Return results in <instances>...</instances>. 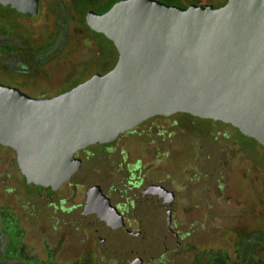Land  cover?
<instances>
[{
    "label": "flooded vegetation",
    "instance_id": "flooded-vegetation-1",
    "mask_svg": "<svg viewBox=\"0 0 264 264\" xmlns=\"http://www.w3.org/2000/svg\"><path fill=\"white\" fill-rule=\"evenodd\" d=\"M118 1L50 0L46 8L52 9L54 29L46 34L28 30L16 22L20 17L13 18L0 12V76L27 85L38 74L48 73V68L74 61L72 56L74 58L81 46L78 39L83 37L90 48L94 43L97 47L88 61L91 66L86 68L90 76L86 79L96 73L108 72L117 61L109 68L105 66L115 59L118 50L105 34L90 27L87 15L90 11L105 13ZM159 1L184 8L193 4L205 6L195 0ZM227 2L224 0L213 7ZM0 5L21 17L34 19L40 15L41 7L44 8V0H40L37 16ZM97 34L103 37V43L108 39L114 47H104ZM177 114L152 117L128 132L142 137L146 131L144 124L152 120L168 121L170 126L179 127L181 124L175 125L179 122ZM190 125L192 128L188 133L181 136L191 139L192 150L205 168L209 160L207 155H200L202 142L198 135L201 129L194 123ZM235 128L238 134L230 130L208 131L214 141L215 137L226 134L225 138L219 139L220 155L215 171L193 172L189 161L184 169L186 178L177 177L169 168L163 172L164 160L160 155L170 161L166 154L169 155L171 149L173 130L168 135H171L169 141L165 138L158 141L167 149L153 156L158 163L152 172L155 178L146 173L143 158L127 162L128 157L122 150L114 170L117 176L112 172L106 178L109 182L102 183L98 191L94 186L99 184H90L80 176L83 163L94 156L90 150L92 145L83 148L74 153L81 160L80 168L49 197V203L41 207H36L32 195L22 189L21 180L28 188H35L20 170L17 151L0 143L3 146L0 164L7 165L1 175L11 177L13 174L8 170L18 168L16 173L21 176V179L18 176L12 179L11 184L0 180V189L5 190L2 198L0 195V264H264V219L251 221L242 214L235 182L236 198L228 193L230 181L236 180L239 169L245 170L242 177L248 182L253 183L255 178L264 180V167L254 168L251 155L258 152L264 158V145ZM239 134L254 140L256 147L247 146ZM249 169L257 170L258 175L251 177ZM192 179L206 180L190 187ZM260 196L264 205V185ZM196 197H199L198 201ZM228 205L235 207V212H216L219 207ZM229 216L234 219L232 226L226 225ZM204 228L207 232H202ZM228 229L235 234L225 239L223 233ZM228 242L231 248L227 247Z\"/></svg>",
    "mask_w": 264,
    "mask_h": 264
},
{
    "label": "water",
    "instance_id": "water-1",
    "mask_svg": "<svg viewBox=\"0 0 264 264\" xmlns=\"http://www.w3.org/2000/svg\"><path fill=\"white\" fill-rule=\"evenodd\" d=\"M0 3L39 13L40 0ZM87 21L118 50L111 70L48 97L0 82V143L17 151L33 188L62 158L72 166L56 191L81 166L75 152L112 144L155 116L223 121L264 145V0L188 8L120 0Z\"/></svg>",
    "mask_w": 264,
    "mask_h": 264
},
{
    "label": "rangeland",
    "instance_id": "rangeland-1",
    "mask_svg": "<svg viewBox=\"0 0 264 264\" xmlns=\"http://www.w3.org/2000/svg\"><path fill=\"white\" fill-rule=\"evenodd\" d=\"M198 3L213 7L214 5L221 4L224 0H216V2H211L210 0H195ZM50 3V0H44V8L41 7L40 15L37 18L34 19H28L21 17L16 12H13L9 10L6 7H3L0 5V12L8 14V16L11 17H17L19 19L16 20V22L25 27L28 30H34L38 34H46L48 32L53 31L54 24L52 19V9L50 7L46 8L47 5ZM26 17V16H25ZM85 29V28H84ZM78 31V30H77ZM80 41V47L78 48L77 54L72 56V59L74 61L68 60V62H63L62 65L57 66L56 68L52 66L51 68H48V73L46 74H38L34 77L33 82H29L27 85H24L23 83L19 82V80L16 79H9L8 77L0 76V82L8 84V85H14L19 87L21 90L25 91L31 96L34 97H45V96H54L56 94L62 93L64 91H67L74 87L75 85L83 82L88 75L90 74L87 70V68H90L89 60L92 58L91 55H94V51L97 49L95 43L92 48H90L88 44V40L86 38L78 39ZM106 47V45H105ZM115 60H112L109 62L105 68H109L114 64ZM88 65H87V64ZM53 64H55L53 62ZM87 65V66H86ZM87 67V68H86ZM90 76V75H89ZM159 119V118H158ZM176 119L179 120V122H175V125L181 124V126H170L168 124V121H162V120H152L148 121L144 124V128H146V131L142 133V137L135 136V134H130L128 131H124L119 137L118 140L112 144L109 145H92L90 150L94 152V156L91 160L84 162L82 166V171L80 173V176L84 178L87 182L90 184L97 183L98 186L95 185V191H98L99 188L103 186L102 183H108L109 180L106 178H109V175L113 172L115 177L117 176V173L114 172L115 166L118 163V159H121V151H124V154L127 155V162L133 161L138 157H141L146 162L145 164V171L147 174H150L153 178L156 177L155 174H152V172L155 170L154 166H158V163L155 159H153V156H155V153L158 151L164 152L166 151L165 144L158 142L159 140H162L165 138L166 141L170 140V136L172 135V145L171 149L169 150V155L166 154V156L170 157V161H167L166 158L162 157L160 155V158L164 160L162 163V171L164 172L167 168H169L171 171H173L177 177L183 179L186 178L184 169L187 166L188 162L191 161L192 164V171H200L201 173L205 171H215L217 167L218 162V156L220 155L219 151V139L225 138L226 134H223L222 136L216 138L215 141L214 138H210L208 136V131L211 130V133L213 130H222L224 132L232 131L233 133H239L236 128L230 124L225 123L222 121H214V120H201L197 119L196 117L192 115L187 114H177ZM190 123H194L199 126L201 129V134L198 135L199 139L202 142L201 148H200V155H207L208 156V164L204 168L203 165L199 164V161L197 160V155L192 150V142L191 139L187 136H181L188 133L189 129L192 128ZM174 132L170 135L169 133L171 131ZM164 135H161V134ZM213 135V134H212ZM169 137V138H168ZM240 140L245 142V144L249 147H256V142L250 138L242 137L240 134L238 135ZM165 141V142H166ZM153 142V143H152ZM2 145H0V149H2ZM180 147L178 150L177 148ZM114 154L113 155V152ZM252 153V152H251ZM253 156L255 167L259 168L264 167V158L261 157L258 152L251 154ZM119 156V157H118ZM145 156V157H144ZM198 161V162H197ZM126 165V164H124ZM6 164L1 162L0 164V180H3L7 182L8 184H11L14 182L12 179L17 178V176L20 173H16L18 168L9 169L8 172L11 175V177H8L7 174L1 175V172L3 168H6ZM72 165L68 161H64L62 158L58 159L54 162V164L47 170L45 174V179L43 184L39 189H30L25 184L26 182L24 180H21L23 182L22 189H24L26 192H29L32 195L33 203L36 204V207H41L49 203V197L54 195L55 189L60 181L64 179V175L66 173L67 167H71ZM253 168V167H252ZM244 169L237 170V178L236 180H232L231 185L228 188V193L232 194L236 198V191L233 190V183H236L237 186V197L239 198L238 201L241 202V212L242 214L247 217L249 220L254 221L257 220L261 221L264 219V205L261 201L260 196V189L262 185H264V180L260 181L259 178H255L252 182H248L244 177H242V174L244 173ZM257 171V170H255ZM254 169H249V175L251 177H256L258 174L255 173ZM21 172V171H20ZM199 173V172H198ZM203 175V174H202ZM80 176H77L76 178L80 179ZM19 177V176H18ZM21 177V176H20ZM19 177V178H20ZM21 179V178H20ZM187 180V179H185ZM205 181L206 179L198 180L200 182ZM75 181V179L73 180ZM197 180H191L189 182L190 187L196 186L198 183ZM102 184V186H101ZM5 190L0 189V195L1 198L4 194ZM196 201L199 200V197L195 198ZM237 200V199H236ZM47 202V203H46ZM213 202L217 204V201L213 198ZM228 204H231L230 202ZM33 205V206H34ZM35 207V206H34ZM228 212H235V207L232 205L228 206H221L216 212L225 211ZM234 220V219H233ZM231 219V217H227L226 225L232 226L234 225V221ZM207 230L204 228L202 229V232ZM210 233V231H208ZM226 238L230 239L235 232L228 229V231L223 233ZM203 241L204 239L201 238ZM228 248H231V244L228 242L227 244Z\"/></svg>",
    "mask_w": 264,
    "mask_h": 264
},
{
    "label": "trees",
    "instance_id": "trees-1",
    "mask_svg": "<svg viewBox=\"0 0 264 264\" xmlns=\"http://www.w3.org/2000/svg\"><path fill=\"white\" fill-rule=\"evenodd\" d=\"M97 35H99V41H101V44L104 45V47H105V45H106L107 49H109V48H111V47H114V46L112 45V43H109L110 41H109L107 38H105V39H107V40H106L107 43H103V42H104L103 37L100 36V34H97ZM108 41H109V42H108ZM108 44L111 45V46H109ZM117 57H118V53H117V51H116L115 59H114V60H115V61H114V64L116 63V61H117V59H118ZM114 64H113V65H114Z\"/></svg>",
    "mask_w": 264,
    "mask_h": 264
}]
</instances>
